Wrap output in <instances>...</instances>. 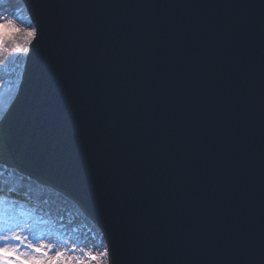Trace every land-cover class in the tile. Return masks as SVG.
Returning <instances> with one entry per match:
<instances>
[{"label":"water","instance_id":"obj_1","mask_svg":"<svg viewBox=\"0 0 264 264\" xmlns=\"http://www.w3.org/2000/svg\"><path fill=\"white\" fill-rule=\"evenodd\" d=\"M50 2L64 5L55 14L62 17L65 28L76 23L79 30L75 34L61 32L60 26L46 23L38 50L28 63L21 93L3 127L0 139L7 156L78 197L98 223L107 225L104 228L110 243L113 225L123 223L113 239L121 243L125 264H264V0ZM35 4L36 0H29L33 11ZM145 27L167 32V47L161 46L157 53L162 61L175 55L179 47L183 53L180 61L191 66L199 59L213 70L206 86H197L199 100L187 104L180 117V128L195 123L204 129L197 154L188 162V183L204 180L210 186L207 194L200 191L203 186L199 183L192 186L198 198H189L186 208L193 215L185 214L193 230L202 231L207 242H196L183 252L178 251L179 228H168L165 245L157 251L155 242L161 239L160 231L154 227L148 239L144 225L129 215L127 205L105 204L101 178L89 175L82 162L76 163L79 154L72 152L70 164L67 150L47 134L50 125L33 131L28 123L41 94L46 86L57 82L59 73L68 74L61 82L64 88L80 78L73 65L82 32L103 28L107 45L102 43L101 49L111 55L115 54L113 49L119 51L120 37ZM61 45H66L63 54L59 52ZM135 59L137 64L142 63L143 54L138 51ZM117 74L119 70L115 69L113 75ZM125 75L134 85L129 97L139 98L144 88L138 72L130 67ZM50 95L54 97L55 93ZM82 100H75L74 119L79 127H86L88 120L79 115ZM182 100L183 87L171 88L161 105L167 112ZM174 154L175 148L169 155ZM172 199L170 195L169 201ZM132 214L139 217L144 212L132 209ZM220 220L225 221L223 227ZM164 222L162 216L153 221L154 225Z\"/></svg>","mask_w":264,"mask_h":264},{"label":"snow or ice","instance_id":"obj_2","mask_svg":"<svg viewBox=\"0 0 264 264\" xmlns=\"http://www.w3.org/2000/svg\"><path fill=\"white\" fill-rule=\"evenodd\" d=\"M21 2L30 17L25 26H21L23 17L15 10L0 8V56L3 57L0 65L11 57V62L20 60L26 67L38 50L48 21L60 26L61 32L75 34L79 30L76 23L64 27L62 17L55 14L64 7L60 3L36 0L33 11L29 0ZM17 34H22L23 43L15 42ZM81 34L83 40L73 65L80 78L73 79L70 88H64L61 82L68 74L59 73L57 82L46 86V91L41 94L28 121L29 127L37 131L50 125L47 134L54 138L58 147L67 150L69 163L73 162L71 154L75 151L80 156L76 163L82 162L89 175L101 178L100 191L107 198L105 204L109 207L127 205L129 215L144 225L148 239H151L154 227L160 231L161 239L155 242L157 251L164 247L169 227L180 229L178 251L189 250L196 242L204 245L207 237L202 231H194L185 215L186 212L187 216L193 215L186 208L189 198H198V193H192V186L199 183L203 186L200 191L205 194L210 187L204 180L188 183V162L197 154L204 129L202 124L193 123L183 128L179 124L184 107L199 100L197 86H206L213 70L199 59L191 66L180 61L178 58L183 53L179 47L175 55L162 61L157 53L161 46L167 47L168 35L159 28L145 27L130 36L120 37L119 51L113 49L115 54L111 55L101 49L102 43L107 45L103 28ZM6 39H13L14 47H6ZM65 47L60 46V54L65 52ZM138 51L143 54V62L139 64L135 59ZM130 67L136 69L139 83L144 88L139 98L129 97V90L134 85L125 74ZM115 69L119 74L113 75ZM23 78L21 73V85ZM181 86L182 102L165 112L161 99L171 88L179 90ZM50 92L55 93L54 97ZM82 97L79 115L88 120L86 127H79L74 119L75 100ZM101 99L103 103H100ZM7 119V114L0 112V128ZM173 148L175 154L169 155ZM12 195L15 198H10ZM21 196L26 202H20ZM31 200L29 192L9 186L0 173V264H125L121 243L113 239L117 231L123 229V223L118 221L113 225L109 232L111 243L102 237L97 240L90 229L85 230L82 242L72 234L76 229L71 232L66 229L64 214H58L60 228L64 230L60 231L50 219L36 215L38 210H43L39 204L27 206ZM75 203L83 210L79 200ZM132 209L144 214L137 217L132 214ZM161 216L165 222L154 225L153 221ZM68 223H73L71 218ZM218 223L223 227L225 221Z\"/></svg>","mask_w":264,"mask_h":264},{"label":"bare ground","instance_id":"obj_3","mask_svg":"<svg viewBox=\"0 0 264 264\" xmlns=\"http://www.w3.org/2000/svg\"><path fill=\"white\" fill-rule=\"evenodd\" d=\"M1 8H6V9H13L15 10V8H17V4H15L13 1H9V3L7 5H2L0 6ZM25 15V19L27 21L30 20V17H29V13L27 11H25L24 9V13ZM20 17H23V16H20ZM23 20H24V17H23ZM14 40H19L21 42H23V36L20 35V34H17L15 37H14ZM13 39H6L4 40V45L7 46L8 42H11V41H14ZM9 44H12V43H9ZM9 44H8V48H9ZM11 60V57H9V61ZM19 64L21 65V61L18 60ZM12 63V62H11ZM14 63V62H13ZM24 68L22 65H21V70L19 72V76L21 73L24 72ZM20 83V80H19V77L17 79H15V84H19ZM11 95V92H5V91H1L0 92V109L4 106V104L7 102V99L9 98V96ZM17 170V168H15ZM24 176H25V181L26 182H34L33 180L37 179V178H32L31 175L27 174V173H24ZM20 191L22 192H25L23 190L20 189ZM68 195H63L61 193H59L57 190L55 189H51L50 193H45V194H41L40 195V199L41 201H48V199H54L57 204H53L52 202H49L47 204V206H42L40 205V208H42V212L44 213H48L47 216L48 217H52L54 220H58V214H64L65 215V220H68V218L66 217L67 214H74L76 215L77 217H79L78 213L81 214V217H79L80 219H77L76 218V221L77 223H82L84 222V225L85 226V229H90L93 231H97L99 233V235L103 238V240L106 242V239L104 237V234H102L103 232L101 231V228L98 227L97 224L93 223L94 221L92 219H89L85 216L84 213H82V209L77 206V204L75 203L74 200H72L71 198L66 197ZM22 198H24L23 196L19 197V199L21 200ZM84 216H85V219L84 220ZM64 225L66 226V229L67 228H70V224H67L65 223V221H63ZM95 225V226H94ZM58 226L60 227V223L58 224ZM63 230V229H62ZM64 231V230H63Z\"/></svg>","mask_w":264,"mask_h":264},{"label":"rangeland","instance_id":"obj_4","mask_svg":"<svg viewBox=\"0 0 264 264\" xmlns=\"http://www.w3.org/2000/svg\"><path fill=\"white\" fill-rule=\"evenodd\" d=\"M17 15L20 17V16H23L24 17V19H25V16H24V14H23V8L22 7H20L19 6V8H18V11H17ZM15 42H19V43H21V41H19V40H15ZM10 43H12V44H9V48H12V47H14V41H11ZM13 65H14V67H13ZM4 70H6V71H4L1 75H0V85H3V87H0V92L1 91H5V90H7V89H9V88H12V89H14V87H15V84H14V80H12L13 78H9L8 79V83L4 80L3 82H2V79H5L4 77H6L7 75V78L10 76V74H12V72L15 74V76H17L18 75V71H20V64H19V62H18V60H16L15 62H14V64H8V65H6V67H5V69ZM6 85L8 86V88L6 87ZM11 89V90H12ZM13 95V94H12ZM12 95L7 99L8 100V102H7V105H6V103L4 104V106H3V108H1L0 109V112H3L4 111V109H5V107H7L8 106V104H9V102H10V99H11V97H12ZM3 110V111H2ZM0 173H2L3 174V178L7 181V184L9 185V184H12V185H18V181L16 180V177H14V176H17V177H19L20 179H21V181L22 180H24V177H20V174H18V173H16L14 170H12V169H7L5 166H3V165H0ZM9 175H11V179L10 180H8V176ZM32 184V183H31ZM22 187V186H21ZM24 187H26V189H27V191L31 194V197H35V198H37V199H39V201H40V197L38 198V196L39 195H41V194H45V193H47V191H49V190H47V189H44V188H41L40 190L38 189V187L37 188H35V187H32L30 184H28V185H26V186H24ZM32 206H30L29 208H31ZM36 215L37 216H42L43 217V215H41V213L40 212H38L37 211V213H36ZM44 218H45V216H44ZM55 228H57L58 226H54ZM85 239V237H84V235H83V237L81 238V241L83 242V240ZM89 239H91V238H89Z\"/></svg>","mask_w":264,"mask_h":264}]
</instances>
